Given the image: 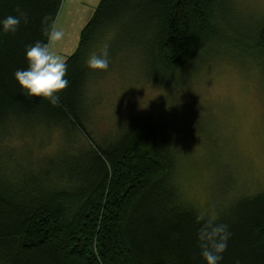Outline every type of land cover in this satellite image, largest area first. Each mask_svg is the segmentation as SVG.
<instances>
[{
	"label": "rangeland",
	"instance_id": "obj_1",
	"mask_svg": "<svg viewBox=\"0 0 264 264\" xmlns=\"http://www.w3.org/2000/svg\"><path fill=\"white\" fill-rule=\"evenodd\" d=\"M100 1L57 0L59 7L50 22L74 34L72 44L59 43L54 49L66 62L78 49L81 32ZM225 3V17L218 13L222 40L180 72L177 86L150 77L152 35L141 13L135 16L125 10L98 30L80 57L79 74L74 72L70 81L74 96L80 95L81 120L92 140L45 113L20 117L27 122L18 123L13 116L0 120V193L14 205L26 196L74 194L71 166L88 170L95 163L96 146L111 153L137 128L154 130L156 143L172 162L166 189L174 187L181 201L199 214L228 220L230 208L263 192L264 55L244 51L239 43L252 45L255 32L264 27V0ZM46 6L39 0L26 38L40 29L37 16L45 18ZM70 45L74 51L64 53ZM105 45L109 69L90 70L86 60Z\"/></svg>",
	"mask_w": 264,
	"mask_h": 264
},
{
	"label": "trees",
	"instance_id": "obj_2",
	"mask_svg": "<svg viewBox=\"0 0 264 264\" xmlns=\"http://www.w3.org/2000/svg\"><path fill=\"white\" fill-rule=\"evenodd\" d=\"M43 1L45 17L51 20L59 3ZM38 2L0 0V21L17 15V6L29 18L15 35L4 33L0 24V120L13 116L12 120L27 122L20 117L45 113L48 119L56 117L78 128L90 140L78 108L80 95L74 96L70 81L74 72L79 74L80 57L98 30L125 10L141 13L152 35L150 77L177 86L180 72L222 40L218 13L225 17L227 9L225 0H101L66 62L68 87L60 93L59 104L52 106L27 96L14 78L17 70L27 68L26 46L47 40L38 21L44 19L41 15L35 35L24 34L35 23ZM239 45L264 55V27L255 32L252 45ZM155 138L153 129L137 128L111 153L96 146L95 163L88 170L68 168L74 194L26 196L14 205L0 193V264H206L197 239L199 213L181 201L174 187L166 189L172 162ZM230 214L228 220H217L231 233L220 264H264V191L242 199Z\"/></svg>",
	"mask_w": 264,
	"mask_h": 264
},
{
	"label": "clouds",
	"instance_id": "obj_3",
	"mask_svg": "<svg viewBox=\"0 0 264 264\" xmlns=\"http://www.w3.org/2000/svg\"><path fill=\"white\" fill-rule=\"evenodd\" d=\"M14 11L17 15H9L0 21L6 34L15 35L21 23L27 25L29 22L28 13L19 6ZM41 23L47 40L44 43L37 41L26 46L27 68L17 70L14 78L27 96L42 98L52 106H57L60 102V93L69 84L65 78L66 61L54 50L64 39L65 33L58 27V22H50L48 17H45ZM85 63L90 70L107 71L110 63L108 46L105 45L99 54L92 53ZM196 220L201 224L197 234L201 257L206 264H220L231 236L228 225L217 223L215 215L199 214Z\"/></svg>",
	"mask_w": 264,
	"mask_h": 264
},
{
	"label": "crops",
	"instance_id": "obj_4",
	"mask_svg": "<svg viewBox=\"0 0 264 264\" xmlns=\"http://www.w3.org/2000/svg\"><path fill=\"white\" fill-rule=\"evenodd\" d=\"M73 42H74V34L70 33L69 31H66L64 39L60 42V44H62V47H66L69 44H72ZM73 48H74V45H70L68 48H63V51L64 53L73 52L74 51Z\"/></svg>",
	"mask_w": 264,
	"mask_h": 264
}]
</instances>
